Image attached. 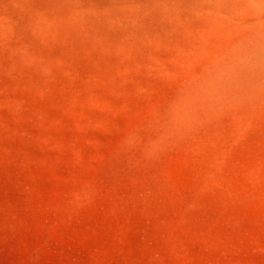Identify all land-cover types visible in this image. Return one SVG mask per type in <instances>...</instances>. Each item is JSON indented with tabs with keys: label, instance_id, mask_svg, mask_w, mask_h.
<instances>
[{
	"label": "rangeland",
	"instance_id": "rangeland-1",
	"mask_svg": "<svg viewBox=\"0 0 264 264\" xmlns=\"http://www.w3.org/2000/svg\"><path fill=\"white\" fill-rule=\"evenodd\" d=\"M0 264H264V0H0Z\"/></svg>",
	"mask_w": 264,
	"mask_h": 264
}]
</instances>
